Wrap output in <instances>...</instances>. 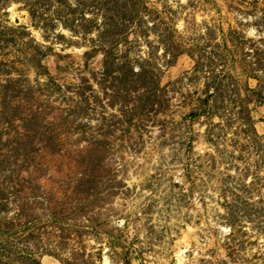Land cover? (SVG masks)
I'll use <instances>...</instances> for the list:
<instances>
[{
    "label": "rangeland",
    "instance_id": "rangeland-1",
    "mask_svg": "<svg viewBox=\"0 0 264 264\" xmlns=\"http://www.w3.org/2000/svg\"><path fill=\"white\" fill-rule=\"evenodd\" d=\"M0 264H264V0H0Z\"/></svg>",
    "mask_w": 264,
    "mask_h": 264
}]
</instances>
